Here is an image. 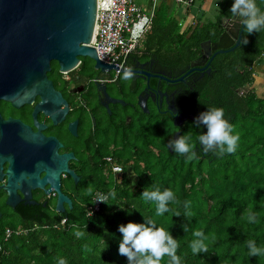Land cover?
I'll return each mask as SVG.
<instances>
[{"label": "trees", "instance_id": "1", "mask_svg": "<svg viewBox=\"0 0 264 264\" xmlns=\"http://www.w3.org/2000/svg\"><path fill=\"white\" fill-rule=\"evenodd\" d=\"M231 4L232 0H220L214 22L189 27L185 32L168 8L161 5L154 13L144 45L166 62L187 64L200 56L201 44L219 39L223 22L232 18ZM245 35L246 45L240 42L233 52L214 58L215 72L200 95L204 109L225 110V118L239 133L235 152L204 153L198 141H192L199 153L191 159L189 154L170 153L164 145L170 127L157 116L154 135L147 130L140 134L136 180L127 177L126 171L120 183L114 177L102 180L95 189L101 194L114 191L115 198L109 197L91 216L83 211L69 216L64 225V217L33 223L23 228V235L14 233L17 226L3 228L0 264H58L61 257L67 264H128L127 258L118 253L122 238L118 226L129 221L144 222V218L154 219L158 227L171 231L178 239L181 264H264V253L251 256L247 245L248 240H254L258 247H264V94L258 97L252 88L254 66L264 55V31L242 32L241 41ZM87 63L88 59H83L80 70L70 76L84 73ZM245 87L251 89L241 95L239 91ZM189 130L199 134L207 129ZM153 143L154 150L149 146ZM117 160L116 165L126 169L131 157L121 155ZM146 187L172 189L175 199L169 202V212L155 214V202L141 197ZM88 203L92 206L94 199ZM177 212L181 215L176 216ZM252 213L256 214L255 222H249ZM7 229L13 231L8 238ZM197 230L203 231L208 249L199 254L193 253L190 246L199 239L193 234ZM77 231L84 235H75ZM169 259L165 256L162 264H169Z\"/></svg>", "mask_w": 264, "mask_h": 264}, {"label": "flooded vegetation", "instance_id": "2", "mask_svg": "<svg viewBox=\"0 0 264 264\" xmlns=\"http://www.w3.org/2000/svg\"><path fill=\"white\" fill-rule=\"evenodd\" d=\"M149 30L123 68L96 70L88 59L84 73L75 78L69 73L66 79L53 62L47 76L59 97H29V91L0 99V232L17 226L14 233L23 235L26 226L61 217L64 225L72 214L88 211L89 200L101 195L95 188L102 180L114 177L120 183L124 171L136 180L140 134L147 130L154 135L157 116L170 127L164 138L170 153L169 139L191 133L197 141L198 133L189 129H199L193 120L206 110L200 95L215 72L217 55L210 60L218 40L201 44L196 59L177 64L146 49ZM129 70L132 75L126 78ZM121 155L131 157L126 169L116 165ZM115 166L122 171L114 172Z\"/></svg>", "mask_w": 264, "mask_h": 264}, {"label": "water", "instance_id": "3", "mask_svg": "<svg viewBox=\"0 0 264 264\" xmlns=\"http://www.w3.org/2000/svg\"><path fill=\"white\" fill-rule=\"evenodd\" d=\"M96 10L97 0H0V99L29 91V97H59L47 76L53 62L61 74L73 72L80 58L90 59L96 70L116 71V66L99 61L89 45ZM243 27L234 18L224 21L210 62L240 45Z\"/></svg>", "mask_w": 264, "mask_h": 264}, {"label": "clouds", "instance_id": "4", "mask_svg": "<svg viewBox=\"0 0 264 264\" xmlns=\"http://www.w3.org/2000/svg\"><path fill=\"white\" fill-rule=\"evenodd\" d=\"M215 7L219 9V0H216ZM230 13L232 18L239 20L243 25V32L252 34L264 31V0H232ZM242 44L248 43L247 35L241 41ZM132 75V72L126 71L125 77ZM179 113H172V116ZM192 125L197 128L205 127L206 131H201L196 137L199 145L204 153L213 152L217 155L232 153L236 151L239 141V133L234 132L233 125L225 118V110L221 107H207L193 120ZM193 137L191 133L180 135L178 138L168 140L167 146L174 153L189 154V159L196 155L193 150ZM122 171V169H117ZM109 197L115 198V192L101 194L97 201L105 202ZM141 197L150 202H155L156 215L163 216L169 212V202L175 199V194L171 188L163 190L160 187H153L149 190L144 189ZM185 207H188L186 202ZM187 214H191L190 212ZM176 216L181 213L177 212ZM249 222L256 221V214L252 213L248 217ZM187 230V226H185ZM119 233L122 238L119 241L118 253L127 258L128 264H162L165 256H168L169 264H181V257L177 255L179 247L178 239L174 238L171 231L164 227H158L154 219L144 218V222L129 221L118 226ZM195 239L191 242L193 253L199 254L206 252L207 245L204 243L203 231H195ZM77 236H83L84 232L77 231ZM249 254L258 256L264 253V247H258L254 240L247 241ZM58 264H67V260L63 257L58 259Z\"/></svg>", "mask_w": 264, "mask_h": 264}, {"label": "built area", "instance_id": "5", "mask_svg": "<svg viewBox=\"0 0 264 264\" xmlns=\"http://www.w3.org/2000/svg\"><path fill=\"white\" fill-rule=\"evenodd\" d=\"M160 1V0H153ZM164 1V0H163ZM178 5L190 6L192 0H170ZM154 8L145 11L135 0H97L94 34L90 47L99 61L123 68L127 57L140 45L143 36L152 25ZM78 66L74 71H76ZM68 79L69 73L62 74ZM118 167L113 171L118 172ZM99 198V197H98ZM97 198V199H98ZM94 199L88 208V216L98 212L103 202ZM13 231L6 230L8 238Z\"/></svg>", "mask_w": 264, "mask_h": 264}, {"label": "crops", "instance_id": "6", "mask_svg": "<svg viewBox=\"0 0 264 264\" xmlns=\"http://www.w3.org/2000/svg\"><path fill=\"white\" fill-rule=\"evenodd\" d=\"M213 2L214 3L212 5L210 0H192V4L190 6H184V5H178L170 0H164V1L160 0V1H154L152 8H154V13H155L161 5H165L168 8L169 14H171L173 8H184V11L187 14H189L192 18L197 15L199 20H201L202 22L201 24L195 23L193 26H190L191 29H193L194 26L196 25H204L215 21V18L218 13V9L215 7L216 0H214ZM141 7L147 12H150L152 10V8L148 10L146 7H143L142 5ZM181 27L183 32H185L189 28L188 27L187 29H185V26L184 27L181 26ZM254 69H255V83L253 86L259 89V87L261 86L264 87V55L261 62L259 64H255ZM257 96L260 97L259 95Z\"/></svg>", "mask_w": 264, "mask_h": 264}, {"label": "rangeland", "instance_id": "7", "mask_svg": "<svg viewBox=\"0 0 264 264\" xmlns=\"http://www.w3.org/2000/svg\"><path fill=\"white\" fill-rule=\"evenodd\" d=\"M210 1L213 5L214 0H210ZM135 3L138 5H142L143 7H146L148 10H150L153 6L154 1L153 0H135ZM171 14L175 17V19L178 20L181 26L183 27L185 26V29H187L190 26H193L195 23H198V24L202 23L201 20H199V18L197 17V15L192 18L189 14H187L184 11V8H173ZM253 89L255 90L257 95H259L260 97H263L264 87L261 86L258 89L253 86Z\"/></svg>", "mask_w": 264, "mask_h": 264}]
</instances>
